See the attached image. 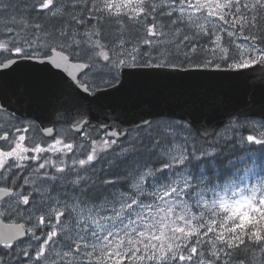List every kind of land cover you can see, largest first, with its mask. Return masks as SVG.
Segmentation results:
<instances>
[{
  "label": "snow or ice",
  "instance_id": "1",
  "mask_svg": "<svg viewBox=\"0 0 264 264\" xmlns=\"http://www.w3.org/2000/svg\"><path fill=\"white\" fill-rule=\"evenodd\" d=\"M257 74L264 0H0V264H264V176L193 178L216 153L185 133L211 120L116 103L141 76ZM39 101L53 127L28 119ZM255 104L220 100L212 120L264 149Z\"/></svg>",
  "mask_w": 264,
  "mask_h": 264
},
{
  "label": "water",
  "instance_id": "2",
  "mask_svg": "<svg viewBox=\"0 0 264 264\" xmlns=\"http://www.w3.org/2000/svg\"><path fill=\"white\" fill-rule=\"evenodd\" d=\"M249 95L255 98L254 110L257 113L264 111V84L259 82V74L255 83L243 81L232 86H226L208 78L183 80L141 76L135 79L129 92L119 98L116 103L128 111H139L144 108L168 111L175 113L174 119L177 120L184 113H191L196 119L207 117L211 121L204 122L200 127L192 125L200 137L207 139L225 126L223 118L212 120L222 111V107L216 106L217 102L222 100L224 106L243 105ZM37 113L44 116L43 124L41 120H36L35 116L28 118L35 120L41 127L44 125L53 127L50 121L58 120L57 114L50 113V105L46 102H38ZM147 118L153 119L151 116ZM254 118L261 119L258 116ZM59 124L64 123H56L55 127Z\"/></svg>",
  "mask_w": 264,
  "mask_h": 264
},
{
  "label": "trees",
  "instance_id": "3",
  "mask_svg": "<svg viewBox=\"0 0 264 264\" xmlns=\"http://www.w3.org/2000/svg\"><path fill=\"white\" fill-rule=\"evenodd\" d=\"M243 131L246 132V130ZM220 133L221 130L209 139L199 137L193 129L190 134H187L189 137H193L192 143H189V149L191 150L194 146L197 150V155L200 154L201 149H214L216 153L214 157L197 161L190 165L194 177L197 176L201 167L209 175L217 170L222 175L224 173H233L236 171V168H239L238 175H245V169H252V172L248 173V175L253 176V179L264 175V149H259V146L250 143L240 145L237 140L229 141L227 139L226 141L220 142ZM229 161L236 167L229 164ZM156 166L160 165L157 164Z\"/></svg>",
  "mask_w": 264,
  "mask_h": 264
},
{
  "label": "rangeland",
  "instance_id": "4",
  "mask_svg": "<svg viewBox=\"0 0 264 264\" xmlns=\"http://www.w3.org/2000/svg\"><path fill=\"white\" fill-rule=\"evenodd\" d=\"M257 120H259V119H257ZM61 129H65V128H60L59 130H61ZM188 133H185V135H187ZM242 135H248V134H251L249 131H247L246 130V132H244V131H242V133H241ZM227 133L225 132V128L224 129H222L221 130V133H220V138H219V141L220 142H223V141H226L227 140ZM190 138V143H192V141H193V137H189ZM244 145H246V144H244ZM190 150V149H189ZM177 167H181V166H179V165H177ZM190 171L192 172V169L190 168ZM199 172H200V170H199ZM198 172V174H197V176L200 174ZM193 178H195L194 176H193ZM253 182H255V180L253 181ZM248 219V216H246L245 217V220H247Z\"/></svg>",
  "mask_w": 264,
  "mask_h": 264
},
{
  "label": "clouds",
  "instance_id": "5",
  "mask_svg": "<svg viewBox=\"0 0 264 264\" xmlns=\"http://www.w3.org/2000/svg\"><path fill=\"white\" fill-rule=\"evenodd\" d=\"M248 211H249V205L247 203L232 208V212L234 215L235 214H241V215H244L246 217Z\"/></svg>",
  "mask_w": 264,
  "mask_h": 264
},
{
  "label": "flooded vegetation",
  "instance_id": "6",
  "mask_svg": "<svg viewBox=\"0 0 264 264\" xmlns=\"http://www.w3.org/2000/svg\"><path fill=\"white\" fill-rule=\"evenodd\" d=\"M28 119H31V118H28ZM34 135H35L36 138L39 139L41 142H43V141L46 139V137H44V136L40 133L39 129L36 130V132L34 133Z\"/></svg>",
  "mask_w": 264,
  "mask_h": 264
}]
</instances>
